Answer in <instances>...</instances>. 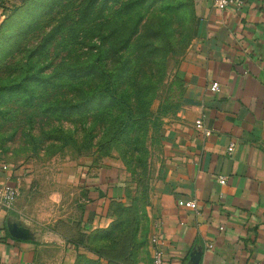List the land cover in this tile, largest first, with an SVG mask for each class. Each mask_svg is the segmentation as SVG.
Here are the masks:
<instances>
[{
  "label": "rangeland",
  "instance_id": "374dc122",
  "mask_svg": "<svg viewBox=\"0 0 264 264\" xmlns=\"http://www.w3.org/2000/svg\"><path fill=\"white\" fill-rule=\"evenodd\" d=\"M201 11V0H0V167L25 172L8 227L41 261L152 264ZM105 168L122 192L93 228L87 183Z\"/></svg>",
  "mask_w": 264,
  "mask_h": 264
},
{
  "label": "crops",
  "instance_id": "0c3cea01",
  "mask_svg": "<svg viewBox=\"0 0 264 264\" xmlns=\"http://www.w3.org/2000/svg\"><path fill=\"white\" fill-rule=\"evenodd\" d=\"M201 5L185 63L194 103L168 136L155 227L166 239L167 264H264V0H245L239 10L233 4L216 9L213 0ZM214 81L218 92L209 89ZM199 118L209 135L196 127ZM115 172L101 169L87 183L93 228L104 225L102 210L122 192ZM17 175L25 179L21 168L0 167V183ZM222 175L226 184L218 180ZM180 198L196 200L198 208L180 206ZM10 216L0 206V264H62L41 261L39 244L11 233Z\"/></svg>",
  "mask_w": 264,
  "mask_h": 264
},
{
  "label": "built area",
  "instance_id": "2783aa9c",
  "mask_svg": "<svg viewBox=\"0 0 264 264\" xmlns=\"http://www.w3.org/2000/svg\"><path fill=\"white\" fill-rule=\"evenodd\" d=\"M231 4L235 5L236 9L239 10L244 7L245 0H213V7L219 10H226ZM209 89L212 92H218L220 90V84L214 81L211 83ZM196 127L199 130L203 131L205 135L210 134V131L205 127L203 118H199L196 120ZM234 149L235 143L231 142L228 146V153L232 154ZM12 168H14L15 170L18 169L17 167H12L11 164H3L1 166V169L4 171H11ZM218 180L221 184H226L227 176H219ZM21 184L22 178L19 175L14 178L9 177L6 182L0 183V206L7 209L12 208L21 193ZM178 204L180 206L188 208H198V203L194 199L187 200L184 198H180L178 200ZM165 242V236L157 227H155L150 236L152 264H167L165 255Z\"/></svg>",
  "mask_w": 264,
  "mask_h": 264
},
{
  "label": "water",
  "instance_id": "95a60500",
  "mask_svg": "<svg viewBox=\"0 0 264 264\" xmlns=\"http://www.w3.org/2000/svg\"><path fill=\"white\" fill-rule=\"evenodd\" d=\"M10 230H11V233H12L13 235H15L16 237L21 238V236L18 235V234H16L15 231H14L11 227H10ZM22 238H25V237H22Z\"/></svg>",
  "mask_w": 264,
  "mask_h": 264
}]
</instances>
